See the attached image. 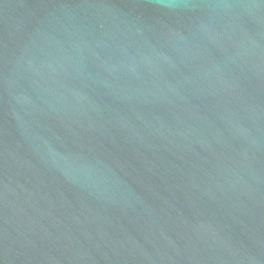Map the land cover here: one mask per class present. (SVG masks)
<instances>
[{
	"label": "water",
	"instance_id": "obj_1",
	"mask_svg": "<svg viewBox=\"0 0 264 264\" xmlns=\"http://www.w3.org/2000/svg\"><path fill=\"white\" fill-rule=\"evenodd\" d=\"M0 264H264V0H0Z\"/></svg>",
	"mask_w": 264,
	"mask_h": 264
}]
</instances>
